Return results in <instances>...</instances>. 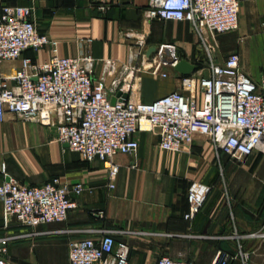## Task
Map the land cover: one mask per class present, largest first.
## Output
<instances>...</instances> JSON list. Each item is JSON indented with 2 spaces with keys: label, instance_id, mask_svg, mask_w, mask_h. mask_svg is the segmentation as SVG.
Here are the masks:
<instances>
[{
  "label": "crops",
  "instance_id": "crops-1",
  "mask_svg": "<svg viewBox=\"0 0 264 264\" xmlns=\"http://www.w3.org/2000/svg\"><path fill=\"white\" fill-rule=\"evenodd\" d=\"M148 1L0 0V7L33 5L38 31L58 42L59 55L90 54L96 60L94 77L107 82L103 60L127 61V34L144 35L148 50L175 44L183 60L203 66L191 26L148 20ZM210 42L218 62L237 54L241 71L259 82L264 76V0H240L238 29L211 35ZM49 56V48L24 53L34 62ZM18 64L4 62L1 72L10 75ZM165 71L166 78L140 73L141 101L152 102L179 88L180 75ZM56 137V127L12 114L0 123V183L4 164L6 173L23 185H41L57 177L85 187L81 194H71L77 207L65 222L37 228L21 225L15 217L6 222L0 201V239L16 237L1 253L11 264H70L69 243L98 237L101 230L112 231L117 242H127L130 264H156L164 255L213 264L219 252L238 255L233 264H264V238L248 237L264 232V152H254L244 162L232 161L206 138H197L181 151H166L159 146L157 131L138 132L137 152L114 158L119 170L111 181L102 161H83ZM190 193L205 200L200 211L186 219Z\"/></svg>",
  "mask_w": 264,
  "mask_h": 264
},
{
  "label": "built area",
  "instance_id": "built-area-1",
  "mask_svg": "<svg viewBox=\"0 0 264 264\" xmlns=\"http://www.w3.org/2000/svg\"><path fill=\"white\" fill-rule=\"evenodd\" d=\"M33 14V5L0 7V67L4 62H19L10 75L0 69V123L12 114L56 127L57 141L85 162L102 161L111 181L119 170L114 158L137 152L139 143L134 135L138 132L157 131L159 146L166 151H181L197 138H206L232 161L244 162L254 152H264V76L255 82L243 73L237 54L218 62L210 42L211 35L238 29L240 0L148 1V20L188 23L204 56L203 66L190 76L179 77L178 89L148 103L140 99V73L148 71L166 78L169 74L165 70L170 69L177 76L175 66L183 59L175 44H160L146 59V37L127 34L131 40L127 61L103 60L104 74L110 78L107 82L106 78L94 77L96 60L90 54L61 57L58 42L38 31ZM45 48H49L50 56L42 62L24 57L28 50ZM2 174L4 220L15 217L29 228L65 222L77 207L71 194L85 190L82 183L68 185L57 177L41 185H23L6 173L4 164ZM187 199L185 218L192 219L205 196L190 193ZM99 233L98 237L69 243L70 264H130L127 242H117L109 230ZM248 237L264 238V232ZM13 238L0 239V264H11L1 253ZM237 258L219 252L213 264H233ZM156 264L195 262L164 255Z\"/></svg>",
  "mask_w": 264,
  "mask_h": 264
},
{
  "label": "water",
  "instance_id": "water-1",
  "mask_svg": "<svg viewBox=\"0 0 264 264\" xmlns=\"http://www.w3.org/2000/svg\"><path fill=\"white\" fill-rule=\"evenodd\" d=\"M157 51L156 47L150 48L147 53H146V59H150V57L155 54ZM201 57H200V62H203L204 56L202 51L200 50ZM197 67L186 61V60H181L176 66H175V71L180 75V76H190L196 71ZM124 98L127 97V95L123 96ZM112 102H115V99H112Z\"/></svg>",
  "mask_w": 264,
  "mask_h": 264
},
{
  "label": "bare ground",
  "instance_id": "bare-ground-1",
  "mask_svg": "<svg viewBox=\"0 0 264 264\" xmlns=\"http://www.w3.org/2000/svg\"><path fill=\"white\" fill-rule=\"evenodd\" d=\"M148 64V63H147ZM147 64H145V66H147Z\"/></svg>",
  "mask_w": 264,
  "mask_h": 264
},
{
  "label": "rangeland",
  "instance_id": "rangeland-1",
  "mask_svg": "<svg viewBox=\"0 0 264 264\" xmlns=\"http://www.w3.org/2000/svg\"><path fill=\"white\" fill-rule=\"evenodd\" d=\"M148 66H146V68H147Z\"/></svg>",
  "mask_w": 264,
  "mask_h": 264
}]
</instances>
